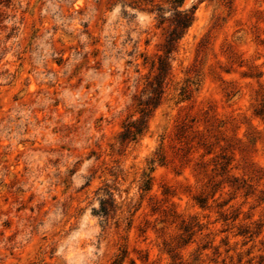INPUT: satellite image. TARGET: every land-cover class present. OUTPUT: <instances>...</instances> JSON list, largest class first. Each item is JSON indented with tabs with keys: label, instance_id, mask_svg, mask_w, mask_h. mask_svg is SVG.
Returning a JSON list of instances; mask_svg holds the SVG:
<instances>
[{
	"label": "rangeland",
	"instance_id": "obj_1",
	"mask_svg": "<svg viewBox=\"0 0 264 264\" xmlns=\"http://www.w3.org/2000/svg\"><path fill=\"white\" fill-rule=\"evenodd\" d=\"M170 1L0 0V264H264V0H184L161 104L117 143Z\"/></svg>",
	"mask_w": 264,
	"mask_h": 264
},
{
	"label": "trees",
	"instance_id": "obj_2",
	"mask_svg": "<svg viewBox=\"0 0 264 264\" xmlns=\"http://www.w3.org/2000/svg\"><path fill=\"white\" fill-rule=\"evenodd\" d=\"M184 0H171L169 2L170 18L164 17L165 10L161 6H154L151 11L157 13V17L161 22H168V28L165 31L163 43L161 45L162 54L157 56V63L153 65L155 75L147 81L144 94L145 99H137L135 107V114L137 119L133 120L128 117L123 122L120 132L117 135V143L120 146H125L131 143H137L146 133L147 123L151 118L153 112L160 106L164 90L163 84L169 73V57L175 53L180 41L185 36L187 30L191 27L194 21L195 7L192 6L190 10H182ZM148 181L142 185V191H149ZM108 198L99 201L98 210L93 209V216L107 219L110 213L116 212L114 201L106 193ZM203 201H199L202 204Z\"/></svg>",
	"mask_w": 264,
	"mask_h": 264
}]
</instances>
